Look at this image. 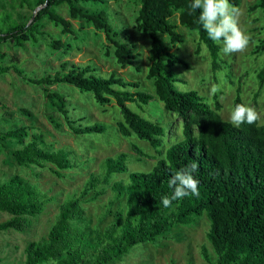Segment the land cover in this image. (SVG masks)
<instances>
[{
    "label": "trees",
    "instance_id": "trees-1",
    "mask_svg": "<svg viewBox=\"0 0 264 264\" xmlns=\"http://www.w3.org/2000/svg\"><path fill=\"white\" fill-rule=\"evenodd\" d=\"M20 7L30 10L28 14L7 8L0 2V60L6 53L2 46L12 41L15 46L37 44L47 33L48 20L64 34L77 36L71 19L78 20L83 29L93 26L103 32L106 40L115 47L118 63L125 67L134 65L137 58L136 45L128 37L117 38L106 0H17ZM136 25L150 37V64L148 79L154 91L141 87L140 81L127 80L117 72L106 75L98 72L93 64L64 61L61 68L46 71L40 77L26 74L17 59L6 64L0 62V74L14 70L29 82L43 88L48 104L60 114L59 118L75 134L85 135L106 131L105 124H88L85 117H74L65 95L50 88L55 84H69L81 92H90L101 105L115 102L120 108L118 131L126 137L136 135L147 141L156 155L146 153L133 144L139 158H157L149 171L130 170L126 152L108 156L103 170L92 172L79 191L68 195L60 204L56 220L46 235L30 241L25 247V264H108L122 260L136 245L156 243L176 226L191 225L202 215L209 219L206 236L211 250L202 245L201 255L206 264H264V122L234 127L224 120L220 110L219 95L213 104L196 89L181 90L175 82L182 80L174 71L176 64L186 68L190 63L165 42L170 38L173 47L183 40L173 21L196 31L199 44L208 48L214 70L220 68L222 43L212 41L198 21L199 11L190 8L193 0H138ZM238 6L240 0H229ZM66 3L70 18L61 15L57 7ZM261 9L264 0H258L250 10ZM254 49V54L264 52V39ZM54 49L70 48V44L52 39L48 42ZM140 69V67L138 66ZM264 84V64L258 72ZM153 99L163 102L165 108L183 119V138L162 149L169 136V124L145 117L131 105L142 108ZM245 104L238 89L234 107ZM246 105V104H245ZM21 112L31 115L26 108ZM12 115V114H11ZM52 114L48 120L56 129L63 122ZM8 142L18 146L11 149V156L20 166L49 168L58 178L66 171L78 167L73 151L67 146L56 147L34 124L20 123L10 127L0 126V147ZM193 163L198 170L193 174L199 181V197L189 195L175 200L170 208L162 204V197L173 195L169 180L179 170ZM127 177L116 178L118 174ZM110 188L114 195L108 200L103 216L111 220L103 227L87 228L85 202L95 201ZM53 199L37 183L13 174L0 181V213L10 215L0 219V230H26L30 217L41 214Z\"/></svg>",
    "mask_w": 264,
    "mask_h": 264
},
{
    "label": "rangeland",
    "instance_id": "rangeland-1",
    "mask_svg": "<svg viewBox=\"0 0 264 264\" xmlns=\"http://www.w3.org/2000/svg\"><path fill=\"white\" fill-rule=\"evenodd\" d=\"M0 2L9 9L15 6L20 12L28 14L30 11L20 7L17 0H0ZM256 2L258 0H240V4L235 6L240 13L239 26L250 36V44L243 54L224 55L221 51L219 69H213L209 50L205 44L201 52L196 54L199 44L198 33L179 24L177 16L173 21L177 23V30L182 34L183 40L173 47L170 38L164 36L165 42L171 49L177 51L190 63L189 68L182 64L174 66L176 76L183 79V81L176 80V86L181 90L196 89L212 104L214 95L218 93L222 104L220 113L224 120H230L234 99L240 89L245 104L256 108L261 115L259 122H264V84L261 85L258 79V72L264 64V52L259 55L254 54V49L258 44H262L260 41L264 39V13L261 9L256 8L252 11L249 9ZM105 6L109 9L115 29L119 31L117 38L124 40V37H128L136 45L137 58L134 65L122 67L114 53L115 47L106 40L104 33L97 31L93 26L85 25L81 29L79 21L70 18L66 3L56 9L61 15L71 19L73 27L78 30L77 36L62 33L59 27L46 20L47 33L40 42L27 43L24 47L15 46L12 41L5 42L2 49L6 57L0 62L6 64L11 59H17L25 68L26 74L32 77H40L46 71L60 69L64 61L82 65L93 64L103 75L117 72L127 80L140 81L142 88L154 91L152 80L147 77L151 62L150 37L140 31L136 25L138 0H106ZM52 39L61 40L71 46L54 49L48 44ZM50 88L65 95L74 117H85L84 121L88 124L103 123L107 129L102 133L75 134L67 128L63 119L59 118V112L49 106L41 86L29 82L14 70L0 74V126L34 124L49 141L55 143L56 147H69L80 164L67 170L64 178H58L49 168L25 167L15 162L11 156V149L18 146L16 143L8 142L6 147H0V181L7 180L13 174H20L37 183L53 197L41 214L30 217L31 224L26 230H0V264H25L27 244L47 234L56 220L63 200L79 191L92 172L102 171L106 157L126 152L129 155V169L137 171H149L157 162V158L152 157L140 159L133 150V144H136L146 153L156 155L147 141L136 135L123 136L118 131L117 123L121 119V112L115 102L101 105L94 99L92 93L81 92L69 84H55ZM131 106L147 118L169 124L170 134L162 146L163 150L174 141L183 138V119L168 111L159 99L151 100L142 108L136 104ZM21 108L28 109L31 115L21 112ZM49 114L63 122L60 129L52 126L48 120ZM127 175V172L118 174L116 178ZM113 195V191L108 188L99 199L85 202L86 218L81 224L89 229L103 228L111 220L110 216L104 217L103 213L108 200ZM9 217L7 213H0L1 221ZM208 228L209 219L204 214L191 225L174 227L159 242L138 244L122 260L108 264H206L201 255V247L205 244L211 250L206 236Z\"/></svg>",
    "mask_w": 264,
    "mask_h": 264
},
{
    "label": "clouds",
    "instance_id": "clouds-1",
    "mask_svg": "<svg viewBox=\"0 0 264 264\" xmlns=\"http://www.w3.org/2000/svg\"><path fill=\"white\" fill-rule=\"evenodd\" d=\"M193 11H199L198 21L207 36L217 44L222 42L224 55L243 54L248 50L250 36L239 26V9L229 0H193L190 5ZM261 120L256 108L245 104H237L230 114V122L239 128L242 124L253 125ZM198 165L193 163L177 171L169 180L173 188L171 197H162V204L170 208L172 202L189 195L199 197V181L194 177Z\"/></svg>",
    "mask_w": 264,
    "mask_h": 264
}]
</instances>
